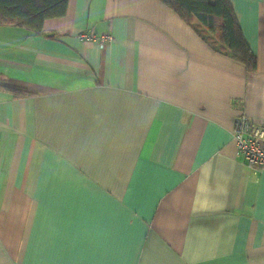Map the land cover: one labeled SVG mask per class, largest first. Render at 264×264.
I'll use <instances>...</instances> for the list:
<instances>
[{"label": "crops", "instance_id": "1", "mask_svg": "<svg viewBox=\"0 0 264 264\" xmlns=\"http://www.w3.org/2000/svg\"><path fill=\"white\" fill-rule=\"evenodd\" d=\"M229 1L253 72L159 0L0 25V264H264V0Z\"/></svg>", "mask_w": 264, "mask_h": 264}, {"label": "trees", "instance_id": "2", "mask_svg": "<svg viewBox=\"0 0 264 264\" xmlns=\"http://www.w3.org/2000/svg\"><path fill=\"white\" fill-rule=\"evenodd\" d=\"M69 0H0V25L25 28L40 34L46 20L66 14ZM173 10L183 22L196 31L201 28L209 46L217 52H227L235 62L253 72L257 60L246 44L229 0H159ZM15 96L28 94L10 88Z\"/></svg>", "mask_w": 264, "mask_h": 264}, {"label": "built area", "instance_id": "3", "mask_svg": "<svg viewBox=\"0 0 264 264\" xmlns=\"http://www.w3.org/2000/svg\"><path fill=\"white\" fill-rule=\"evenodd\" d=\"M92 32H82L81 39L91 40ZM110 41V36L103 37ZM231 134L236 144L237 153L250 167L264 169V126L254 124L245 113L237 115L233 121Z\"/></svg>", "mask_w": 264, "mask_h": 264}]
</instances>
